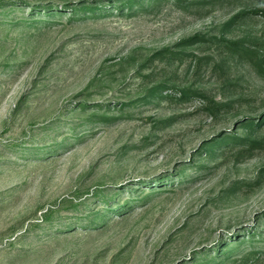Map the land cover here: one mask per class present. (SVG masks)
<instances>
[{
	"label": "rangeland",
	"instance_id": "1",
	"mask_svg": "<svg viewBox=\"0 0 264 264\" xmlns=\"http://www.w3.org/2000/svg\"><path fill=\"white\" fill-rule=\"evenodd\" d=\"M199 2L0 27V264H191L238 240L224 264H264V128L250 152H199L264 115V76L209 40L264 50V16L228 25L264 0ZM159 84L228 105L213 116L173 90L145 103ZM99 191L130 205L89 227Z\"/></svg>",
	"mask_w": 264,
	"mask_h": 264
},
{
	"label": "trees",
	"instance_id": "2",
	"mask_svg": "<svg viewBox=\"0 0 264 264\" xmlns=\"http://www.w3.org/2000/svg\"><path fill=\"white\" fill-rule=\"evenodd\" d=\"M40 1L43 0H11L8 3L1 1L0 27H18L20 25H24V27H26L40 24L50 26L59 21L63 16L67 14H69V23H74L77 20L91 17L98 18L112 16L115 14H118L120 16H132L138 11H147L150 8L159 7L163 3L170 4L173 7H179L181 10H188L190 7L197 6L198 4L202 3L199 2V0H96L93 2L83 1L78 4H66L63 6H57L53 5L52 3H42ZM25 10H27V13ZM249 15L264 16V7L240 12L230 20L228 25H231L238 17L244 18ZM209 40L224 43L233 57H237L241 61L248 62L254 67V69H256L259 75L264 76V50L262 48H252L250 46L241 45L237 42L218 41L213 38H210ZM198 42H207V38L202 37V39L192 38L190 40H186L179 45V48L188 47ZM188 56L190 55L184 54V52L179 50H174V52L171 51V53L169 52V50H166L164 53L160 54L161 58L164 57L171 60H183ZM171 90L178 91V100L181 102L193 100V98L202 99L205 103V111L213 116H217L219 113H221L222 110H224V107L228 105V102H216L214 99L210 98L206 94H203L201 91L192 92V90H178L175 87L169 86L167 84H159L158 86L152 88L149 91V94L144 98V101L145 103H151L160 99H171V97H174L170 92ZM81 109L84 110L85 106L81 105ZM100 119H102V121L104 122L107 121V118L104 116L99 118V120ZM97 120L98 119L92 121L96 122ZM88 123H91V121ZM239 125L240 126H238V129H240L243 133L241 132L240 134H238V129L236 128L237 130H234L230 133H223L221 135H218L217 137L204 144V146L201 148V151L199 152L204 151L205 155L210 158L214 157L218 153V151H231L234 147H240V151L250 152L261 144V142L252 140L251 135H254L257 130L264 128V115L256 119L244 118V120H242ZM200 167L204 166H191L190 169H199ZM96 198L99 199V203L104 204L105 209L100 212H91V214L86 219L88 221L89 227L99 226L105 221L106 218L115 214L117 209H119L122 213V211H125L128 208V205H130V202L120 204L119 201L115 200L114 196H105L102 194V191L96 193ZM230 243L231 244L221 246L218 252L211 253V256L204 258V261H195L191 264H212L214 262H222L224 264L233 261L232 256L233 254H235L234 252L237 251L238 247L242 245L243 242H241V240H238L234 245H232L233 242ZM231 245L233 246V248L229 249Z\"/></svg>",
	"mask_w": 264,
	"mask_h": 264
}]
</instances>
